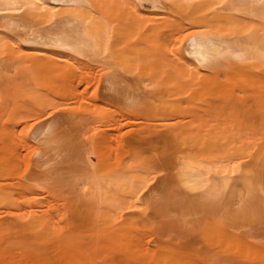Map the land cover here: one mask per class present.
Wrapping results in <instances>:
<instances>
[{
	"label": "rangeland",
	"instance_id": "374dc122",
	"mask_svg": "<svg viewBox=\"0 0 264 264\" xmlns=\"http://www.w3.org/2000/svg\"><path fill=\"white\" fill-rule=\"evenodd\" d=\"M104 1L79 4L82 7L53 3L54 12L79 10L70 16L61 15L62 11L51 14L54 17L47 23L69 18L90 44L83 53L78 49L70 53L60 44L40 47L70 69L53 80L45 73L33 74L38 71L26 69L27 63L11 60L6 46L22 44L24 37L0 28V37L4 36L0 38V264H8L6 258L28 264L38 257L46 264H264L263 38L255 40L261 44L256 51L251 43L248 46L251 35L257 39L264 34V0L261 9L256 6L259 10L253 4L252 12L251 3L247 10L241 8V2L252 0H239L236 9L229 7L233 0L229 4L215 0L219 2L213 10L214 0H210L211 8H203L210 13L203 11L204 16L211 18L215 9H222L233 18L229 27L223 23L225 18L222 21L218 15L217 22L212 17V26L218 34L223 32L222 39L209 23L211 31L193 24L200 16L198 10L179 13L180 6H193L187 4L190 0L181 4L176 0L178 9L172 5L174 0ZM96 17L108 21V33L107 27H99L108 37L91 27L88 31L90 19ZM191 17H195L193 25ZM38 23L34 28L39 30L51 26ZM221 27L226 30L221 32ZM226 31L241 34L237 37L245 38L244 45L237 37L238 45L234 43L236 35L232 42ZM64 39L60 38L68 42ZM201 40L219 49L216 57L228 54L236 44V57L232 52L231 57L224 54L226 61L233 60L227 63L233 69L226 67L224 55L217 59L220 56L213 54L208 64L189 57L187 61L182 52ZM225 45L233 46L228 51ZM241 45L250 47L251 53ZM237 47L243 48L242 53ZM108 50L123 53H110L116 66L104 64ZM129 50L131 58L124 55ZM33 51L32 46L26 48L28 54ZM24 72L35 76L23 75L27 80L17 82ZM112 74L135 82L136 104L103 93ZM235 123L242 126L237 132ZM145 131L173 139L167 145L138 149L132 139ZM248 131L262 139L248 140ZM104 133H109L105 140L101 139ZM116 165L147 171L141 202L122 217L109 214L96 199L72 205L60 195L59 187L69 179L75 180L77 188L97 189ZM251 197L260 201L258 207ZM43 219L49 220L48 227Z\"/></svg>",
	"mask_w": 264,
	"mask_h": 264
},
{
	"label": "bare ground",
	"instance_id": "6f19581e",
	"mask_svg": "<svg viewBox=\"0 0 264 264\" xmlns=\"http://www.w3.org/2000/svg\"><path fill=\"white\" fill-rule=\"evenodd\" d=\"M92 1H94V2H96V1H101V2H105L104 0H0V28H2V29H6L7 31H9L10 33H11V36L13 35V34H15V32H21V34H22V36L24 37V40H23V43L22 44H19V43H17V42H13V44H14V46L13 45H7L6 46V51H8L7 53L9 54L8 56L11 58V60H13V61H20V62H22V63H27V65L25 66V68L27 69H31L33 72L34 71H38V72H35V73H33V74H38V73H45V74H47L48 76L46 77L47 79H51V80H53L54 79V77H59L61 74H66L70 69H69V67H68V65L64 62V61H62L60 58H56V56L54 55V54H47V52H45V50H42V48L43 47H45V46H55V47H57L59 44L60 45H65L64 46V48H66V50L65 51H68V52H70V51H73V50H75V49H78L77 50V53H83V51L85 52V51H87L88 49H89V47H90V44H88L86 41H84V40H82V36L79 34V28H78V26H76V25H73L72 23H71V19L70 20H68L67 18H58L57 16V20H55L56 18H54V20H52V22H53V24H49V23H47L48 21H46V20H50V19H53V15H51V14H58L59 15V11H62V12H60V14L61 15H63V16H65L66 14H68L69 12H65V10L66 9H64V10H58V12H54L53 10H56L57 9V7L55 8L54 7V5L55 4H53V3H60V4H62L63 6H61V7H64V4H65V6L67 5V6H70V5H73L74 4V6L76 5H79V4H81V5H83L84 3H88V2H92ZM133 1V0H132ZM137 1H139V2H141V1H148V0H137ZM149 1H151V0H149ZM152 1H154V0H152ZM169 1V0H168ZM175 1V4H172V3H170V4H172V5H174L177 9H178V7L176 6L178 3V1L176 2V0H174ZM183 1L184 0H179V3L181 4V2L183 3ZM190 1H193V2H189V3H187V4H190L191 3V5H192V3H193V6H194V8H192V7H190V8H188L189 6H185V8L183 9L181 6H180V8L178 9V10H182V13L185 11V9H186V11L188 12L189 10V12L191 13V10H192V13L193 12H197V10H198V14H200V16L198 15V14H196L197 16H199V17H196V21L194 22V19H195V17L192 19V17H193V15H191L192 17H191V19L193 20H191V22H190V24H192V22H194L193 24L194 25H200V26H203V25H205V26H203L204 28L206 27V29H209V27H208V25L211 27L212 26V23L214 24V22L216 21V17L218 18V15L220 16V18H221V20L223 21V18H225L224 20L227 22V23H225V21H223V23H224V25H226V26H228L227 24H229V27H232V26H230V25H232L234 22H230V21H228V20H232L233 18H229L230 16H228V15H224V13H226L225 11H228V10H222L221 9V11H223V13L221 12V11H218V12H215L216 11V9L214 10V15H212V17L213 18H215V21L214 22H212L213 21V19H212V17L211 18H209L208 16H204V15H206V13L208 14V12L209 11H207L206 9H203L204 7H209V6H211L210 5V0H207V1H205V0H201V1H199V0H196V1H198L197 3H196V1H194V0H190ZM212 2H213V0H211ZM222 1H225V0H222ZM222 1H221V3H222ZM228 1V0H227ZM227 1H225V2H223L224 4L227 2ZM229 1H231L230 3H232V0H229ZM229 1L227 2L228 4H229ZM239 0H237V1H234L233 0V4H230L229 5V7L232 5V6H236V7H239L240 5V2L241 1H239V3H236V2H238ZM246 1V0H245ZM248 1V0H247ZM246 1V2H247ZM249 1H251V0H249ZM261 0H252V2H248V3H246L245 4V2H241V3H243V5L241 4V8L243 7V8H245V10H247L246 8L247 7H245L247 4H249L250 5V3H251V5H250V7H252V8H250L249 7V5H248V10H250L251 9V12H252V9L254 10V8H253V4H255L254 5V7H263V6H260L259 4H263L262 3V1L260 2ZM188 2V1H187ZM219 2V1H218ZM218 2H216L215 0H214V3H213V5L211 6V7H209V8H211L210 10H213V8H214V6L216 5L215 3H218ZM256 2V3H255ZM177 3V4H176ZM185 3V2H184ZM196 3V4H195ZM220 3V4H221ZM222 3V4H223ZM258 3V4H257ZM89 4V3H88ZM88 4H87V6H88ZM93 4V3H92ZM98 4H101L100 2L98 3ZM98 4H97V6H98ZM103 4V3H102ZM180 4H178V5H180ZM58 5V4H57ZM81 5H79V6H81ZM86 5V4H85ZM186 5V4H185ZM239 5V6H238ZM259 5V6H258ZM84 6V5H83ZM174 6H172V7H174ZM224 6H226V5H224ZM234 6V7H235ZM82 7V6H81ZM89 7V6H88ZM90 7H94V5L93 6H91L90 5ZM174 7V8H175ZM187 7V8H186ZM236 7H235V9H236ZM256 7V8H257ZM52 8H54L53 10H52ZM66 8V7H65ZM70 7H68V9H69ZM77 8V7H76ZM80 8V7H79ZM227 9H228V7H226ZM250 8V9H249ZM255 8V9H256ZM257 8V9H258ZM261 8H259V9H261ZM71 9V8H70ZM202 11V13L200 12V10ZM203 9V10H202ZM231 9H233V8H230V11L232 12L233 10H231ZM258 9V10H259ZM76 10V9H75ZM79 10V9H78ZM78 10H76V11H74V10H72L74 13L75 12H77ZM181 10L179 11V13H181ZM217 10H219V9H217ZM51 11H53V12H51ZM57 11V10H56ZM203 11H207L206 13L205 12H203ZM261 11H263L264 12V10H261ZM65 12V13H64ZM73 12H70V13H73ZM188 12V13H189ZM256 12H257V10L255 11V14H256ZM20 13V15H16V14H19ZM62 13H64V14H62ZM70 13L68 14V16H70ZM191 13V14H192ZM204 13V14H203ZM210 13V12H209ZM212 14H213V11L211 12ZM215 13H216V16H215ZM221 13V14H220ZM187 14V13H186ZM253 14H254V12H253ZM183 15V14H182ZM188 15H190V14H188ZM209 15V14H208ZM49 16H52V18L51 17H49ZM186 16V15H185ZM215 16V17H214ZM221 16H223V17H221ZM225 16V17H224ZM264 16V15H263ZM206 17V18H205ZM49 18V19H48ZM97 19H95L96 20V22H95V20H92V19H94L93 17H92V19H90L91 20V22H90V24H89V26H88V31H89V27H91V28H93V30L92 31H94L95 33H101L102 35H104V34H107L108 33V28H109V23H107L106 24V22H108V21H105V23H104V19L103 20H101V19H99L98 17H96ZM189 18V17H188ZM228 18V19H227ZM227 19V20H226ZM99 20H101L102 21V23L99 21ZM212 20V21H211ZM219 18L217 19V22H219ZM36 21H39L40 23H43L44 21L46 22V24H48V26H50V27H46L47 29L46 30H39V29H36V28H34V27H36L37 26V23H36ZM55 21V22H54ZM100 23H99V22ZM210 21V22H209ZM216 22V23H217ZM40 23H38V24H40ZM207 23H209L208 25H207ZM211 23V24H210ZM215 23V24H216ZM230 23H232V24H230ZM81 24H83V22L81 23ZM106 26H105V25ZM192 24V25H193ZM237 24V23H236ZM42 25V24H41ZM219 27H220V23H218L217 24ZM40 26V25H39ZM107 27V31H106V29H105V32H107V33H104L103 34V32H101L100 30L101 29H99V27ZM237 25H233V30H235V32H237V27H236ZM44 27V26H43ZM83 27V26H82ZM212 27H214V30H213V32L214 33H216V35L217 36H220V35H222L223 34V32L222 31H225L226 29L225 28H223V27H221L220 29H221V34H218L219 33V31H217L216 29H215V27H216V25H214V26H212ZM45 28V27H44ZM42 29V28H41ZM213 29V28H212ZM39 30V31H38ZM97 30V31H96ZM210 30V29H209ZM208 30V31H209ZM211 31V30H210ZM209 31V32H210ZM256 31V30H255ZM90 32V31H89ZM239 32V31H238ZM63 34H66V37L64 36L63 37ZM70 34V35H69ZM226 34H231V33H228L227 31L225 32V34L224 35H226ZM243 34V33H242ZM60 35H62V36H60ZM102 35H99V36H102ZM206 35H209V36H211L210 34H206ZM229 35H226L227 37L229 36ZM236 35V36H235ZM235 35H233V33L231 34V40L233 39V37L235 36V39H234V43L236 42L237 43V45H238V42H240L239 43V45L240 44H243L244 45V39H242V38H240V37H237V35L239 36V35H241V34H235ZM246 35V34H245ZM249 35V34H248ZM259 35V34H258ZM256 36L257 37V39L254 37V36H252L251 35V37L253 38H255V39H252L250 36V38H251V42L249 41V44L248 43H245L246 45L248 44V46H250V43L252 44V45H254L253 47H254V51H256L255 50V46H256V49H257V46H259L260 47V45H261V49H262V51H263V48H264V43H262V42H264V37H263V35L264 34H262V37H261V35H260V37L259 36ZM7 36V35H6ZM107 37H108V34L106 35ZM111 36H113V35H111ZM4 36H2V37H0V38H3ZM69 37H73V38H70L69 39ZM221 37V39L223 38L222 36H220ZM219 37V38H220ZM236 37H237V39L238 38H240L241 39V41L239 40L238 42H237V39H236ZM248 37V38H249ZM60 38H65L64 40H67L68 42H64V41H61L60 40ZM66 38H68V39H66ZM199 38H201V39H205V37H199ZM247 38V37H246ZM249 38V39H250ZM259 38H263V41L261 40V44H259V45H257V41H258V39ZM106 39V38H105ZM70 40H73V42L71 41L70 42ZM108 42L110 43L111 41H110V39L108 38ZM198 40V39H197ZM196 40V41H197ZM200 40V39H199ZM253 40H254V43H256V44H254L253 43ZM255 40H257V41H255ZM0 41H2V40H0ZM98 41V40H97ZM100 41V40H99ZM227 41V40H226ZM193 42H195V40L193 41ZM199 42V41H198ZM201 42H202V40H201ZM220 42H221V40H220ZM222 42L224 43V44H228V43H225V40H222ZM232 42H233V40H232ZM245 42H247V41H245ZM104 43V42H103ZM192 43V42H191ZM259 43H260V40H259ZM113 44V43H112ZM115 44V43H114ZM113 44V45H114ZM98 44H94L93 45V47H95V46H97ZM99 45H101V44H99ZM105 45V44H104ZM190 45V44H189ZM236 45V44H235ZM234 45V46H235ZM236 45V46H237ZM242 46L241 45V47H243V48H247L248 46ZM252 45H251V47H252ZM32 46V49L34 50L31 54H28L27 52H26V48L27 47H31ZM110 46H112V45H110ZM225 46H227V45H225ZM230 46H233V45H230ZM230 46H229V48H228V46L227 47H225V48H227L226 50H231L230 49ZM233 46V47H234ZM235 46V47H236ZM263 46V47H262ZM40 47H42V48H40ZM97 47H99V46H97ZM100 47H102V46H100ZM109 47V46H108ZM108 47L107 46H105V49H108ZM190 47V49L188 48V50L186 49V52L184 51V52H182V53H186V57H184V58H188V59H190V58H192V59H196V61H198V60H200V61H205V62H200V63H206V64H208V62L210 61L211 62V60H210V58H214L213 57V54H214V52L216 53V52H218L219 53V49L217 48L216 50H214V47H211V46H209L206 42H202V43H194L193 45H191V46H189ZM233 47H232V50H233ZM239 48V47H237V49L238 50H236L235 48V50L236 51H239L240 50V52L242 53V50H243V48ZM112 48H113V46H112ZM115 48H116V46H115ZM216 48V47H215ZM248 48H250V47H248ZM247 48V49H248ZM60 49H62V47H60ZM103 49V48H102ZM109 49H111V47L109 48ZM242 49V50H241ZM64 50V49H63ZM81 50V51H80ZM83 50V51H82ZM228 50V51H229ZM231 50V52L235 55V52H234V50L232 51ZM109 52H107V55L109 54V57H108V61L106 60L105 61V63L104 64H106V65H110L111 63H113V64H111V65H115L116 66V64H114L115 63V61H117L114 57H112L113 55H110V53L111 54H113V53H116V54H114V55H122L123 53L122 52H120V51H118V52H114L113 50H108ZM111 51H113V52H111ZM127 51V50H126ZM124 52V55H128V57L129 58H131L130 56H129V54H131V50H129L128 52V54H127V52ZM225 51V50H224ZM246 51V50H245ZM248 51H250L249 49H248ZM248 51H246V52H248ZM253 51V52H254ZM262 51L260 50V51H258L257 50V52H256V54H259V53H261V55L260 56H262ZM120 52V53H119ZM231 52H228V54L229 53H231ZM253 52H252V56L255 54V52H254V54H253ZM264 52V51H263ZM70 53H72V52H70ZM74 53V52H73ZM119 53V54H118ZM181 53V54H182ZM250 53H251V51H250ZM250 53H248V55H246V54H244L243 53V57H245V56H248V57H250L251 58V56H250ZM180 54V55H181ZM227 57H231V56H233V54L231 55V54H229V56H228V54H226V52L224 53ZM224 54H222V56L224 55ZM264 54V53H263ZM224 55V56H225ZM231 55V56H230ZM240 55V54H239ZM258 55V56H259ZM214 56L216 57V55L214 54ZM218 56H220V54L218 55ZM217 56V57H218ZM222 56H220V58H217V59H223V57ZM224 57V61H226L228 58L227 57ZM237 55H235L234 57H236ZM259 56V57H260ZM138 57V56H137ZM241 57V56H240ZM239 56L237 57V59L238 58H240ZM243 57H241V58H243ZM247 57V58H248ZM254 57H257V56H255L254 55ZM104 57H102L101 59H103ZM107 58V57H106ZM105 58V59H106ZM109 58H111V60L109 59ZM113 58L115 59V60H113ZM120 58H121V56H120ZM128 58V60H132V59H129ZM184 58H181L180 57V59H183L184 60ZM209 58V59H208ZM226 58V59H225ZM246 58V57H245ZM244 58V59H245ZM123 60H125L126 59V56L125 57H123L122 58ZM134 59H136V57H134L133 58V60ZM179 59V60H180ZM188 59H187V61H188ZM208 59V60H207ZM249 59V58H248ZM256 60H257V58H255ZM10 60V61H11ZM104 60V59H103ZM114 61V62H110V61ZM132 60V61H133ZM216 60V59H215ZM214 60V61H215ZM240 61H241V59H239ZM249 60H252V59H249ZM121 59H119V62L121 63ZM126 61V60H125ZM123 62L124 64H127V63H129V62ZM131 61V62H132ZM182 61V60H181ZM184 61H186V60H184ZM186 61V62H187ZM207 61V62H206ZM218 61H220V60H218ZM222 61V60H221ZM223 61V62H224ZM229 61V60H228ZM226 61V62H224V63H226V67L228 68H232L233 66H232V64H231V66H229L230 65V62L232 63V61ZM12 62V61H11ZM118 62V63H119ZM134 62V61H133ZM209 62V63H210ZM242 62V61H241ZM264 62V61H263ZM108 63H110V64H108ZM182 63V62H181ZM229 65H228V64ZM234 63L235 62H233V65H234ZM130 64V63H129ZM128 64V65H129ZM260 64H262V63H260ZM119 65H122L123 66V64H119ZM124 66H126V65H124ZM262 66V65H261ZM176 67V66H175ZM177 67H179V66H177ZM176 67V68H177ZM186 67V66H185ZM184 67V68H185ZM263 67H264V64H263ZM228 68V69H229ZM233 69V68H232ZM235 69V68H234ZM39 71H41V72H39ZM177 71L178 70H176L175 72H174V68H173V72L176 74V75H178V73H177ZM28 73V74H27ZM31 73L32 72H24L23 74H22V76H19V77H17V80H19V81H17V82H19L20 83V81H22V82H24L25 80H27L29 77H28V75H31ZM179 73H181V72H179ZM23 75H25V77L27 78V79H22V77H23ZM180 75V74H179ZM31 76H35V75H31ZM52 76V77H51ZM24 78V77H23ZM53 78V79H52ZM55 78V79H56ZM50 80V81H51ZM14 81H16V80H14ZM16 82V83H17ZM21 82V83H22ZM104 87V86H103ZM136 88H138L137 86H136V84H135V82L132 80L131 82H128L127 80H124V79H119L118 80V78L114 75V74H112V75H110L109 77H108V79H107V83H106V85H105V87L103 88V93L104 94H110V95H112V96H115V97H117V98H119L122 102H125V101H127V100H131L132 102H134L133 104H136V101L138 100V95L137 94H135V91L137 90ZM61 121H63V120H61ZM236 124V123H235ZM237 125V124H236ZM235 125V126H236ZM234 126V127H235ZM237 127L239 128L238 130H240V128L242 127V126H239V125H237L234 129H235V131L237 132ZM242 130H245V129H242ZM241 130V131H242ZM250 131V130H249ZM248 131V134L250 133V135L251 136H249V137H251V138H249V137H247V139L248 140H253L252 139V136H253V138H254V132H249ZM235 132V133H236ZM244 132H246V130L244 131ZM243 132V133H244ZM251 133H253V134H251ZM234 134V133H233ZM239 134H241L242 135V132L240 133V131H239ZM238 134V135H239ZM246 134V133H245ZM245 134L243 135V136H245ZM235 135V134H234ZM233 135V136H234ZM108 136H109V133H104V134H102L101 135V139H103V140H105L106 138H108ZM243 136H241V139H242V137ZM255 136H256V138H254L255 140L257 139V137H258V135L257 134H255ZM239 137V136H238ZM260 138H261V136H259ZM258 137V138H259ZM264 136H262V138H263ZM236 138H237V135H236ZM236 138L234 137V139L236 140ZM245 138H246V136H245ZM261 138V139H262ZM173 139V138H172ZM169 136H167V135H160V134H155V133H152L151 131H145V132H142L139 136H137L136 138H134V139H132L133 141V144H136L137 145V148L138 147H140V146H143V145H146V146H148L149 148L150 147H155L156 145H158V144H164V145H167L171 140H172ZM238 139V138H237ZM247 139H242V140H247ZM170 144V143H169ZM139 149V148H138ZM141 150V149H140ZM134 154H137V153H134ZM146 180H147V171H146V169H143V168H139V167H137V166H118V165H116V166H113L111 169H110V171L109 172H107V174H106V177H105V180H104V183L102 184V185H99L98 186V188L97 189H95V190H93V191H91V192H89V191H87V190H84V186H80L79 188H77L76 187V182H75V180L73 181L72 179H69V180H67L66 181V184H65V182H64V184H63V186L62 187H59V190H61V191H59L58 192V194H60L61 196H66V197H68V200L70 201V202H72L71 204L72 205H74V204H80V203H87V202H92V199H96L99 203H101L104 207H105V209L107 210H109V211H107L108 213L109 212H111L112 213V215H114V216H116V215H119V217L121 216H123V212L125 211V210H129V209H131V208H134L135 207V205L136 204H138V203H140L141 201H140V193H141V191H142V189L145 187V183H146ZM69 181H71V183H69ZM61 188H64V190L63 189H61ZM252 198V197H251ZM254 199V202H256L257 201V203H253V202H251V203H253V204H255V205H253V206H257L256 204H258L260 201L259 200H256L255 198H252L251 199V201ZM256 200V201H255ZM250 201V200H249ZM264 201H262L261 203H263ZM251 203H249V204H251ZM244 205V204H243ZM259 205V204H258ZM248 207H249V205H248ZM258 207V206H257ZM111 213H109V214H111ZM113 216V217H114ZM39 218V217H38ZM38 218H36V219H34V220H37ZM44 221H47V222H45L44 224H45V226H47L48 224H49V220L48 219H43V221L42 222H44ZM36 227H38L37 225H35ZM42 227H43V225H42ZM48 227V226H47ZM44 229H46V231H47V228H45V227H43ZM39 258V257H38ZM38 258H33V259H31L29 262H28V264H46L45 263V260L44 259H38ZM2 259V258H1ZM6 263H8V264H17L18 262L17 261H15V260H10V262L9 261H7V260H9L8 258H6V260L5 259H3Z\"/></svg>",
	"mask_w": 264,
	"mask_h": 264
}]
</instances>
